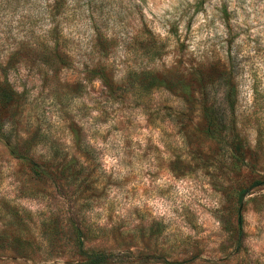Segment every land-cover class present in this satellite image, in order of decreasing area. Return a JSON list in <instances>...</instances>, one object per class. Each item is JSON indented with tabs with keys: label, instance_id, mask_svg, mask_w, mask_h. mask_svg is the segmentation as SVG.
Listing matches in <instances>:
<instances>
[{
	"label": "rangeland",
	"instance_id": "obj_1",
	"mask_svg": "<svg viewBox=\"0 0 264 264\" xmlns=\"http://www.w3.org/2000/svg\"><path fill=\"white\" fill-rule=\"evenodd\" d=\"M2 81L0 264H86L79 238L105 264H264V0H0Z\"/></svg>",
	"mask_w": 264,
	"mask_h": 264
},
{
	"label": "trees",
	"instance_id": "obj_2",
	"mask_svg": "<svg viewBox=\"0 0 264 264\" xmlns=\"http://www.w3.org/2000/svg\"><path fill=\"white\" fill-rule=\"evenodd\" d=\"M59 31L57 32L55 29H50L47 32V35L53 41H47L44 51L42 52L41 56L43 57V63L47 66L51 67H58L59 65L66 64L65 59L68 58V55L65 51H63L60 47L59 43ZM65 38V37H64ZM98 46H100V50L103 53H108L110 50L109 44L110 41L107 37H103L102 35L98 38ZM193 68V67H192ZM203 69L204 64H200L193 69L192 79L196 81V84L193 85L192 89V96L194 97L195 94L201 95L202 99L207 102L206 97L208 96V87L210 82L204 81L203 77ZM93 72L96 73L98 78H100L106 84H109L111 87L114 85L113 76L107 70V67L103 64H97L94 66ZM224 79V78H222ZM21 93L8 81H2L0 83V111L3 110H10L11 108L15 107L20 102ZM226 111L221 110V108H212L211 106L204 107V128L212 133L221 134L222 132H226L227 128L224 127V115ZM233 126V125H232ZM6 123L2 115H0V132L3 136H5L10 142L13 143V148L20 152L19 143L16 141H12V138L8 136ZM235 130L234 127L228 128ZM242 141L237 140L235 143L236 150L242 154L244 153ZM29 155V153H27ZM28 158V163H32L31 165V172L33 176L38 180H44L47 176V171L42 168L38 163H46L41 159H37L36 157ZM250 192V188L248 187L245 190V193L248 194ZM75 247L78 250L79 254L83 257V261L86 264H105L109 256L111 254L106 253L103 250H86L84 248L82 239L79 238L78 240L74 241Z\"/></svg>",
	"mask_w": 264,
	"mask_h": 264
}]
</instances>
